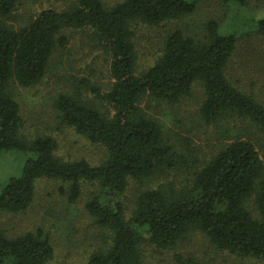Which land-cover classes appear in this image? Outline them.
Masks as SVG:
<instances>
[{
	"label": "trees",
	"instance_id": "16d2710c",
	"mask_svg": "<svg viewBox=\"0 0 264 264\" xmlns=\"http://www.w3.org/2000/svg\"><path fill=\"white\" fill-rule=\"evenodd\" d=\"M16 1L0 0V156L18 151L25 159L19 174L0 185V213L26 209L40 177L69 181V200L78 196L80 180L96 181L100 192L85 207L93 222L108 231L109 240L91 253L88 264H141L139 247L145 236L156 247L168 249L194 230L217 249L259 258L264 264V164L250 141L226 142L192 172L190 185L165 183L140 191L129 218L122 203L130 178H148L184 161V154L164 139L158 123L141 107L143 97L176 103L199 81L205 93L200 111L206 122L235 117L264 133V104L235 87L225 74L236 35L222 33L215 20L207 21L201 37L176 28L166 36L156 60L137 71L131 23L157 25L178 19L191 14L198 0H121L110 6L103 0H74L63 9L44 8L12 28L5 19ZM254 25L264 38V16ZM66 28L90 29L109 53V90L81 77L53 101L61 124L105 146L106 158L97 165L83 158L60 159L50 135L25 139L19 105L9 89L11 82L28 87L40 81L55 49L66 45L61 34ZM87 90L104 101L103 110L86 98ZM102 195L110 200L103 202ZM249 200L256 214L247 207ZM52 253L42 231L8 236L0 225V264H46Z\"/></svg>",
	"mask_w": 264,
	"mask_h": 264
},
{
	"label": "rangeland",
	"instance_id": "374dc122",
	"mask_svg": "<svg viewBox=\"0 0 264 264\" xmlns=\"http://www.w3.org/2000/svg\"><path fill=\"white\" fill-rule=\"evenodd\" d=\"M74 0H17L10 17L5 19L12 28L25 24L44 8L63 9ZM121 0H103L110 6ZM264 16V0L222 3L220 0H198L193 12L157 25L131 23L136 49V70L148 68L161 54L166 36L176 28L185 34L201 37L205 24L215 20L222 33L233 32L236 46L228 60L225 74L244 93L264 104V38L255 31L254 20ZM64 48L58 47L48 60L44 76L32 86L22 87L11 82L9 89L19 105L22 119L20 133L30 140L38 135H50L56 140L55 154L62 160L85 159L91 165L104 161L107 152L101 143H92L73 128L61 124L53 106L54 98L68 91L75 79L85 77L102 91L111 87L109 53L94 39L90 29L66 28ZM86 98L103 110L104 101L91 91ZM205 93L202 83L192 84L187 95L176 103L143 97L140 105L159 125L164 139L184 154V161L173 170H165L143 179H129L122 193L124 216L129 218L137 194L149 188L172 183L177 188L190 185L192 172L214 156L226 142L234 138L250 141L264 164V133L253 123L227 117L216 123L206 122L200 106ZM25 157L18 151L0 156V185L10 176L19 174ZM70 182L59 178L40 177L35 182L30 205L17 213L1 212L0 225L8 236L42 231L53 253L46 264H88L91 253L108 242V231L97 226L87 212L85 203L100 192L96 181L80 180L79 194L69 200ZM103 202L110 197L102 195ZM253 203L247 207L256 214ZM139 252L141 264H263L252 256H239L215 248L198 231L188 232L175 247H156L147 236Z\"/></svg>",
	"mask_w": 264,
	"mask_h": 264
}]
</instances>
